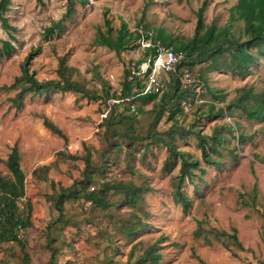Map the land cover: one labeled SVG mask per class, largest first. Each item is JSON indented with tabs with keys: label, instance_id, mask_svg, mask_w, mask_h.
<instances>
[{
	"label": "rangeland",
	"instance_id": "374dc122",
	"mask_svg": "<svg viewBox=\"0 0 264 264\" xmlns=\"http://www.w3.org/2000/svg\"><path fill=\"white\" fill-rule=\"evenodd\" d=\"M67 1L11 0L5 12L10 28L0 21V44L7 39L13 45L9 54L0 55V173L11 175L5 161L17 144L25 172V195L18 204L31 220L20 231L25 250L15 241L0 242V264H50L52 248L57 249L56 264H134L155 242L162 253L157 264H264V113L252 118L241 106L242 100L255 105L263 95L264 58L243 76L225 70L229 54L218 56V67L211 58L196 63L206 88L194 109L171 119L165 108L155 130L159 134L131 141L114 131L132 124L133 134H147L160 97L124 102L116 112L132 115L125 123L118 114L111 123V104L121 94L128 64L141 60L143 51L134 44L118 53L97 44V35L106 32L108 19L114 33L125 22L130 31L146 26L156 35L162 29L173 43L187 41L195 33L204 0H75V11L63 18ZM236 2L207 0L205 24L225 25ZM243 25L236 20L233 30L245 38ZM28 56V68L40 80L63 79L61 68L65 77L100 93L107 88L112 97L105 101L72 91L27 92L16 106L11 97L19 88L2 87L21 74ZM195 131H217L222 137L219 142L208 139L218 148L211 154L218 165L204 161ZM170 132L177 149L205 168L194 170L196 175L182 184L191 199L188 211L173 195L181 159L164 166L169 151L158 137L170 140ZM112 140L120 146H111ZM59 150L79 158H61ZM87 152L91 166L86 169ZM86 171L92 174L89 183L83 181ZM74 181L81 191L90 189L109 204L81 196L63 199L59 206L55 196ZM117 181L144 187L134 204L118 189L105 192L106 183ZM232 227L244 248L230 238H216L217 229L231 232Z\"/></svg>",
	"mask_w": 264,
	"mask_h": 264
},
{
	"label": "trees",
	"instance_id": "16d2710c",
	"mask_svg": "<svg viewBox=\"0 0 264 264\" xmlns=\"http://www.w3.org/2000/svg\"><path fill=\"white\" fill-rule=\"evenodd\" d=\"M74 2L75 0L67 1V10L63 18L70 16L75 11ZM83 2L86 1L83 0ZM10 3L11 0H0V21L5 28H10L11 26L5 16V12L9 9ZM206 4L207 0H204L197 11L198 20L194 35L187 41H179L177 43L168 41L169 36L165 35L162 32V29L159 30L157 35L153 30L146 28V26L138 27L134 31H130L125 22H122L120 28L114 33L110 20H106V32L100 31L96 37V43L99 45L107 46L120 53L124 49L131 48L134 44L141 47L142 33L151 32L150 37L153 41L159 40L163 45L174 50H182L186 54V58L181 64L177 65L175 70L161 74L167 75V78L165 77L162 79L163 89L160 93H143L146 85V78L135 75L134 78L130 79L131 62L128 64L127 74L123 82L121 94L118 95V97L115 98L116 101L111 104L109 113L110 122L114 123L117 118L116 116L121 114L122 121L127 123V119L130 118L132 114H125L123 112L117 113V108L124 104V102H134L139 98L155 99L156 97H160L159 103H157L159 109L156 111L154 119L151 122V130H149L147 134H133L135 131L132 129L133 125L128 124L124 130H120L119 132L115 130L114 135H125L130 138L131 141L145 140L150 137H155V132L158 133L155 130L162 119L165 108L169 109L171 119H173L175 114L180 111L186 112L182 100L191 95L193 90L191 88H185L181 83L180 76L185 68L196 69V63L202 62L206 58H211L213 66L218 67V56H226L229 54L230 58L224 67L225 70L243 76L250 71V68L254 63L258 62L261 58H264V0H237V2L230 8V15L227 23L221 27H218L215 21L211 22L209 25L205 24L203 13ZM236 20L244 21L243 36H245V38H242L241 35L237 36L233 30L234 22ZM60 24L61 19L54 24V27H59ZM54 27H50L49 29L53 30ZM204 28L205 31L201 32ZM141 48L143 51L141 59L147 57L150 53L155 54L156 52L155 47ZM12 49L13 45L10 40H1L0 55L9 54ZM29 58L30 57L28 56L23 62L21 74L16 76L10 85H4L2 87L5 89L19 88L15 95L11 97L12 102L16 106H21L23 104V98L27 92L38 94L40 92L48 91H72L88 99L103 98L105 101L112 97L107 88H104L103 93H100L97 89L86 88L80 82L65 77L61 68L58 69V72L62 75L63 79L50 78L40 80L36 77L33 71L29 70ZM62 65H64V62ZM200 79L204 83V88H206L205 78L201 70ZM209 89L212 91L211 87ZM214 95L217 96L216 94ZM174 101V104L167 107V104L173 103ZM241 106L249 117L256 119L260 118L264 113V92L255 105L248 106L242 100ZM130 108L131 106L126 109ZM210 112H213V105L212 108H210ZM45 124L54 132L66 138L62 129L57 125L47 120L45 121ZM195 133L199 139L198 145L202 150L204 161L209 165H218L219 162L211 155L212 152H217L218 148L214 143H210L208 139L210 138L214 142H219L222 137L217 131L211 135L202 133L201 131H195ZM169 134L170 140H167L161 134L158 137L160 141L166 144L169 151L164 166L169 168L172 160L174 163L178 158L181 159L179 174L177 176V181L174 184L175 188L173 195L175 201L181 203L183 211H188L191 205V199L183 190L182 184L186 178H192L193 175H196L194 170H201V172H204L205 168L200 165L199 159H193V161H191L190 154L177 149L173 140V134L171 132ZM238 138H243V136L238 134ZM110 145L116 148L120 146V143L117 140H112L110 141ZM58 155L65 159L79 158L77 154L69 153L65 150H59ZM20 159L18 145L14 144L5 161L11 175H2L0 173V242L15 241L20 245L22 250H25L26 242L20 235V231L29 227L31 225V220L22 212L21 207L18 204V201L25 195V172L21 166ZM84 159L87 163V169L91 166L89 152H87ZM91 180V172L86 171L83 181L89 183ZM76 183H78V181H74L70 186H63L60 188L57 196H55V202L58 203L59 206L63 202V199L81 196H85L86 199L102 204L103 206L109 204L104 197L96 195L95 192L90 189L85 188L81 191ZM112 188L123 192L125 194V200L130 204H134L144 190L143 186L137 185L133 182L117 181L105 184V192ZM253 191H257L256 185L254 186ZM255 196L256 194L253 197L254 201ZM231 229V232L217 229L215 231L216 238L218 240L230 238L238 247L244 248L243 243L238 237L237 228L232 227ZM51 250L50 264H56L55 252H57V249L52 248ZM159 250L160 246L156 242L151 244L141 253L134 264H157L162 258V253Z\"/></svg>",
	"mask_w": 264,
	"mask_h": 264
},
{
	"label": "built area",
	"instance_id": "2783aa9c",
	"mask_svg": "<svg viewBox=\"0 0 264 264\" xmlns=\"http://www.w3.org/2000/svg\"><path fill=\"white\" fill-rule=\"evenodd\" d=\"M151 32L142 33L141 47H155V54H149L147 57L139 61H131L130 79L135 75L146 78V85L143 93H160L163 89L162 79L160 75L164 72L175 70L177 65L181 64L186 58V54L182 50H174L163 45L159 40L153 41L150 37ZM181 83L185 88H191L193 93L182 100L183 107L186 112L194 109L205 91L204 83L200 79V71L192 68H185L180 76Z\"/></svg>",
	"mask_w": 264,
	"mask_h": 264
}]
</instances>
